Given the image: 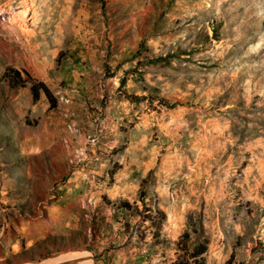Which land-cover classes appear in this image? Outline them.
Returning <instances> with one entry per match:
<instances>
[{
    "label": "rangeland",
    "instance_id": "1",
    "mask_svg": "<svg viewBox=\"0 0 264 264\" xmlns=\"http://www.w3.org/2000/svg\"><path fill=\"white\" fill-rule=\"evenodd\" d=\"M0 264H264V0H0Z\"/></svg>",
    "mask_w": 264,
    "mask_h": 264
},
{
    "label": "trees",
    "instance_id": "2",
    "mask_svg": "<svg viewBox=\"0 0 264 264\" xmlns=\"http://www.w3.org/2000/svg\"><path fill=\"white\" fill-rule=\"evenodd\" d=\"M4 77L7 78L11 87H24L26 85V81L22 78L20 71L16 70L15 68H6L4 71ZM30 91L32 94L33 101H37L40 96V92H44V94L51 99V94L48 88L42 82H32L30 84ZM54 99L52 100V107H54ZM113 174V171L111 172ZM124 206H127V203H123ZM158 213L161 214L160 210H157ZM163 215V214H162ZM207 250V242L203 241L197 244L191 253V257L194 259L201 258V256Z\"/></svg>",
    "mask_w": 264,
    "mask_h": 264
},
{
    "label": "crops",
    "instance_id": "3",
    "mask_svg": "<svg viewBox=\"0 0 264 264\" xmlns=\"http://www.w3.org/2000/svg\"><path fill=\"white\" fill-rule=\"evenodd\" d=\"M95 142L96 141H94L93 143H90V145L88 146V148L86 147L85 149H89V150H93L94 149V145H95ZM78 159H77V161H76V163L74 164L75 166H77V165H79L80 167L78 168V169H73V172H72V174H71V177L69 178V180H68V182L70 181V180H73V182H76L77 180H79L80 182L81 181H83V182H85L84 184L86 185L87 183H91L93 180H92V178H91V175L90 174H87V173H83V172H81V171H83V168L81 167L82 165H88V161H90V160H92V158L91 159H87V157L86 156H79V157H77ZM76 160V159H75ZM91 178V179H90ZM76 185H78V184H76ZM76 187V186H75ZM90 192V190L88 189L86 192H85V195L87 194V193H89Z\"/></svg>",
    "mask_w": 264,
    "mask_h": 264
},
{
    "label": "bare ground",
    "instance_id": "4",
    "mask_svg": "<svg viewBox=\"0 0 264 264\" xmlns=\"http://www.w3.org/2000/svg\"><path fill=\"white\" fill-rule=\"evenodd\" d=\"M26 9V8H25ZM13 11V10H12ZM8 12V11H7ZM24 14V16L27 18V16H28V14L25 12V13H23ZM4 16V15H3ZM17 16V14H9V18L8 19H10V21H14L15 20V22L17 21L16 19H14L13 20V18H15ZM20 16V15H19ZM22 16V15H21ZM5 17V16H4ZM3 17V18H4ZM18 17V16H17ZM16 17V18H17ZM25 17H23L22 16V18H25ZM21 18V17H20ZM7 19V18H6ZM18 19V18H17ZM23 20V19H22ZM19 21V20H18ZM21 23V22H20ZM22 25V24H21ZM26 26V25H25Z\"/></svg>",
    "mask_w": 264,
    "mask_h": 264
}]
</instances>
